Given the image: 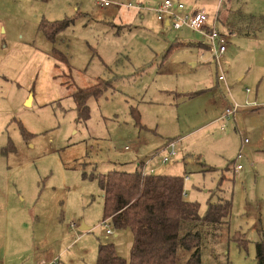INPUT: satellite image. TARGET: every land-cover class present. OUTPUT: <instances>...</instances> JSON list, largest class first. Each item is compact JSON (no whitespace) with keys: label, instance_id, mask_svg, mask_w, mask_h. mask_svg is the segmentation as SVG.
Segmentation results:
<instances>
[{"label":"rangeland","instance_id":"374dc122","mask_svg":"<svg viewBox=\"0 0 264 264\" xmlns=\"http://www.w3.org/2000/svg\"><path fill=\"white\" fill-rule=\"evenodd\" d=\"M109 1L106 7L98 0H21L16 5V38L37 34L42 19H74L53 45L66 58L70 72L65 71L71 75L63 77L61 68L52 67L35 86L33 99L18 98L16 87L1 84L0 92L8 95L3 108L11 112L0 128V163L7 169L0 170V193L8 197V212L0 218V264H24L49 254L58 264H95L99 243L110 242L128 258L130 230L115 229L109 220L107 227L101 225L102 191L82 173L129 171L135 149L142 155L139 159L159 164L167 139L177 142L179 152L165 166L189 175L185 189L201 211L217 194L231 199L229 236L239 231L248 239L241 250L232 240L225 244L232 264L235 252H254L257 229H264V27L256 34L241 26L243 32L232 34L221 22L238 14L264 16V0H180L210 18L218 14L227 46L220 66L194 45L201 34L188 28L175 31L156 20L154 9L162 0ZM129 2L139 8L125 7ZM104 20L112 22V29ZM176 37L181 44H173ZM43 38L41 43L34 38V45L43 48ZM44 47L49 50L52 44L46 41ZM19 57L14 56L15 68ZM221 74L226 84L219 81L214 87ZM100 78L110 85L88 100L89 118L77 122L69 94ZM203 89L209 90L191 96ZM225 95L239 106L255 104L241 107V118L236 114L221 130L217 117ZM131 107L137 109L142 127L135 124ZM16 120L25 127V137ZM9 138L15 150L2 155ZM243 138L248 141L241 148ZM187 153L190 162L182 160ZM237 164L242 166L238 171ZM82 224L91 229L80 230ZM74 239L77 243L68 246ZM211 258L208 248L203 264Z\"/></svg>","mask_w":264,"mask_h":264},{"label":"trees","instance_id":"16d2710c","mask_svg":"<svg viewBox=\"0 0 264 264\" xmlns=\"http://www.w3.org/2000/svg\"><path fill=\"white\" fill-rule=\"evenodd\" d=\"M73 22V18L42 19L38 30L54 44L56 36ZM224 25L228 33L243 32L241 26L253 33L264 27V16L238 14L227 18ZM54 52L57 50L52 47ZM59 57L64 61L63 54ZM109 85L107 80L98 79L70 94L77 122L89 118L88 100L97 98ZM131 111L135 124L142 127L137 109L131 107ZM20 129L25 137L26 130L23 126ZM82 176L96 180L102 191L101 221L109 220L115 229L127 228L133 236L128 260L116 254L113 244L100 243L96 264H202L203 253L208 248L212 253L217 251L228 227L231 199L208 200L206 210L200 213L199 202L184 198L183 175L144 173L139 168L112 169L103 174L83 172ZM255 246L257 263L264 264V230L259 231Z\"/></svg>","mask_w":264,"mask_h":264},{"label":"crops","instance_id":"0c3cea01","mask_svg":"<svg viewBox=\"0 0 264 264\" xmlns=\"http://www.w3.org/2000/svg\"><path fill=\"white\" fill-rule=\"evenodd\" d=\"M19 1H21V0H0V87H3L1 84L14 86V88L16 87V89H17V97L18 98H23V97H26L27 95H31V98L33 99L34 94H35L33 90L35 89V86L38 84L40 86L42 80H45L47 78L48 70H51L52 67L61 68L62 70L60 69L58 72L59 73L62 72L63 77H64V74L67 76H70L71 73H68L67 71H65V69H67L70 72V69L67 66H65L64 61L62 62L59 58L56 59V58L51 56L53 54L51 48L53 47L54 44L50 43L48 41V39L46 38V36L43 35L38 30L39 24L37 25V34L33 33L34 36L30 34V35H28V37L24 38L21 34V35H19V38L15 37V35H14L15 24L13 23L14 22V16H15L14 10L16 8V5H18L17 3ZM30 1H33V0H30ZM222 1L223 0H218V2H222ZM108 6H110V4ZM104 7H106V6H104ZM125 7H127V8H130V7L139 8L138 6H134L132 4H131V6H127V4H126ZM187 10H192V9H187ZM139 14H140V18H142L143 15H141L140 12H139ZM155 17H156V15H155ZM216 17L218 19V14H216L215 18ZM217 19L215 20L214 18H210V16H209V24L213 23L215 26H217L219 28L220 25L218 24ZM224 21H225V19H224ZM224 21L223 22L220 21V22H221L222 26L225 28V30L227 31V28L224 25ZM103 22H105L107 26H108V24H110L108 27H110V29H112V22H107L105 20ZM160 22L164 23L163 25H165V26L171 27V25L166 20L160 21ZM182 28H187V27H182ZM120 30L121 29H119V28L115 29L114 30L115 33H113V34L117 35ZM173 30H175V29H173ZM259 30L260 29L256 30L254 33L257 34V32ZM175 31H177V30H175ZM41 35L44 37L42 40L43 48L39 47L38 45H36V46L34 45V38H36V37L38 38V42L41 43V39H39V38H41ZM30 36H31V38H29ZM32 37H33V39H32ZM178 38L179 37H176L175 42H173V44L174 43L176 45L181 44L180 43L181 39L179 40ZM46 41L48 43L52 44V47L49 50H46L44 47ZM56 42H57V36H56L54 43H56ZM187 44L191 45L190 43H187ZM194 45H197V47H200V50L202 49L203 51L208 52L209 55L211 54L207 48V43L205 42V38L203 35ZM48 51H50V54H51L49 56H48ZM57 52L59 53L60 51L57 50ZM226 52H227V46H226L225 52L219 57L218 61H216L217 64H219V66H220V59L222 60L223 58H225ZM16 54L21 56L18 59L19 67H17V68L14 67V56ZM61 54H63V53H61ZM65 59L66 58L64 57V60ZM65 61H67V60H65ZM192 65H194V63ZM9 69L12 70L11 75L9 74ZM220 70H221V68H220ZM221 73L223 74L222 71H221ZM56 77H58V75ZM100 79H102V78H100ZM97 80L98 79H96V81L93 84L97 83ZM103 80H106V79H103ZM219 81L224 82L226 84V77L224 76V78L222 80H218V78H217V80L215 81L214 87H217L219 85ZM90 85H92V84H90ZM90 85H88V86H90ZM207 90H209V89H203V90L193 92V93H191V96L192 95L198 96ZM70 94H69V96H70ZM7 98H8V95H6V93H4V91L0 92V125H1L0 128L4 127L6 125L5 119H3V118L4 117L8 118V116H9L8 114H9V112H11L9 109L3 108L7 104V101H8V100H6ZM224 98L225 99H221L219 102L221 107L224 106V107H222V110H220V115H221V113L225 107L229 106L230 103H232V101H235V99L231 98V96H229V95L228 96L225 95ZM247 103H250V104H247ZM251 104L254 105L255 104L254 101L253 102H245L244 105H241L239 107V109L241 107H244V106L245 107L246 106H252ZM256 109H258V107ZM238 110L236 111L234 116L238 113ZM220 115L217 117V120L222 122L220 124L221 125L220 128H221V130H224V123L229 121L234 116H230L229 118L223 120L220 118ZM237 116L241 118V115L237 114ZM11 121H13V118ZM16 121H17L18 127L20 129V127L23 125L21 124L20 120H16ZM24 129H25V127H24ZM237 130H238V128H237ZM21 135H22V133H21ZM169 140H173V139H169ZM169 140L167 139L161 145L163 147L165 153L167 151L165 145ZM176 143L177 142L175 141V144ZM12 144L13 143H12L11 139L9 138L7 143H6V146L4 145L1 148L2 155L3 154L7 155V154H9L15 150V148ZM245 144L246 143L242 142L241 148H243V146ZM176 149H177V147H176ZM137 152H138V150L135 149L134 153L136 155H135V158H133L129 162L130 168H131V170H129V171H133V170H137V169L141 168L144 173H160V174L166 173V174H170V175H177V172L175 171L176 170L175 166L174 167H167V166H165L167 164V162L163 163L162 161L159 164H157L156 162L153 161V159L144 161L142 159H139L140 158L139 156H142V155H140V153H137ZM178 152L179 151L177 149V153L175 155H177ZM182 160L188 161V162L192 161L190 153H187L186 156L183 157ZM131 162H133V163L131 164ZM124 164L129 165L128 163H124ZM2 165H3V163H0V170H3L4 172L7 171L6 168L1 167ZM186 176L188 177L187 179H185ZM87 179H89V178H87ZM189 179H190L189 175L183 174L184 198L188 199V200H194L193 197H191L190 193H188L187 190L185 189L186 188L185 187V181H189ZM5 196L7 197V195H5V193H0V198H1L0 199V218H4L6 213L8 212V207H7L8 200H6V199H8V197L6 199H4ZM220 198H223V197H221V195L217 194L216 199L214 201H216ZM223 199H229V198H223ZM207 201H206V204H207ZM209 201L213 202L210 199H209ZM200 208H201V205H200ZM205 210H206V207H205ZM204 211L200 210V213H203ZM73 225H74V223H72L71 226H73ZM81 226H86V225L82 224V225H80V227ZM86 227L88 229H86V230L84 229L83 231H88L89 229H91L90 226H86ZM228 228H229V226L227 227L226 231L222 234L223 236L220 238L219 242L217 243L218 245L215 244V245H217V251L215 250L214 253H212L211 262L208 264H231V262L228 261V259H227V251H226L227 247L225 248V244H228V242L230 240L234 241L237 244V248L240 250L242 247L246 246L248 239L245 238L244 233L237 231L232 236H229ZM0 229H1V227H0ZM124 229H127V228H124ZM260 230H264V229H257V234H258L257 240L259 239V231ZM105 233H106V230H105ZM110 234H112V231ZM110 234H107V235H110ZM114 235L117 237L116 234H114ZM131 235H132V233H131ZM79 236L76 238L78 239ZM238 237L242 238V240L244 239V241L242 243H239V241L237 240ZM77 239H74L73 241H71L68 246H70L73 243L76 244ZM257 240L255 241V243L257 242ZM132 241H133V236H132ZM255 243H254V252H251V254L247 253L245 255L244 252H240V251L235 252L233 255V259H232V264H258L257 259H256ZM111 244H113L116 254L118 256H120L119 253H117L118 251H117L116 245L114 243H111ZM97 250H98V246H97ZM130 251H131V248H130ZM228 252H229V250H228ZM123 256L124 255H121L120 257L128 260L130 257V254H129L128 258H125ZM215 256H216V258H215ZM45 260H47V261H45ZM3 261L6 263V259H3ZM52 261H58V260H57V258L50 257V254H49L45 258L31 257V258H28L27 260H25L23 262H26L24 264H42V263L47 264V263H50ZM96 261H97V252H96L95 264H96ZM16 262H18V259ZM16 264H18V263H16ZM56 264H58V262H56ZM202 264H203V256H202Z\"/></svg>","mask_w":264,"mask_h":264},{"label":"built area","instance_id":"2783aa9c","mask_svg":"<svg viewBox=\"0 0 264 264\" xmlns=\"http://www.w3.org/2000/svg\"><path fill=\"white\" fill-rule=\"evenodd\" d=\"M102 6H108L109 0H98ZM127 6H131L130 3ZM156 19L159 21L166 20L173 29L178 30L182 27H187L193 31L202 34L207 43L208 50L212 54L215 61H218L219 57L226 50V38L224 33L216 28L213 23L209 24V16L201 10H187L184 3L180 0H162L154 9ZM219 80L223 79V75L218 76ZM250 104V103H247ZM237 103H230L229 106L225 107L222 111L220 118L225 120L230 116H234L236 111L239 109ZM247 138L243 139L244 143H247ZM166 153L162 157V162L166 163L170 161V158L177 153L176 144L174 140H169L166 143ZM242 153L238 154L240 157ZM242 166L237 164L235 169L239 170ZM188 177L186 176L185 179ZM101 225L107 227L106 221L103 220ZM106 233L110 234L111 230L106 228ZM46 264V263H42ZM47 264H56V261H52Z\"/></svg>","mask_w":264,"mask_h":264},{"label":"water","instance_id":"95a60500","mask_svg":"<svg viewBox=\"0 0 264 264\" xmlns=\"http://www.w3.org/2000/svg\"><path fill=\"white\" fill-rule=\"evenodd\" d=\"M80 229H81V230H84V229L86 230V229H88V228H87L86 226H81Z\"/></svg>","mask_w":264,"mask_h":264}]
</instances>
